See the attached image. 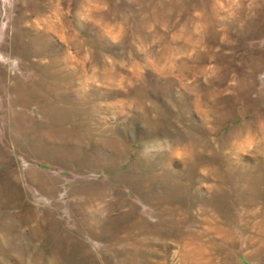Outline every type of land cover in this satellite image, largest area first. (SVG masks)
I'll return each instance as SVG.
<instances>
[{
	"label": "rangeland",
	"instance_id": "obj_1",
	"mask_svg": "<svg viewBox=\"0 0 264 264\" xmlns=\"http://www.w3.org/2000/svg\"><path fill=\"white\" fill-rule=\"evenodd\" d=\"M0 264H264V0H0Z\"/></svg>",
	"mask_w": 264,
	"mask_h": 264
}]
</instances>
